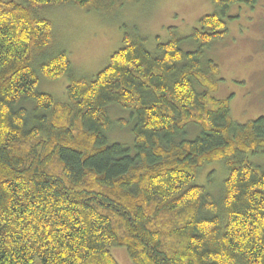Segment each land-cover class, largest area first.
Listing matches in <instances>:
<instances>
[{
  "label": "trees",
  "instance_id": "trees-1",
  "mask_svg": "<svg viewBox=\"0 0 264 264\" xmlns=\"http://www.w3.org/2000/svg\"><path fill=\"white\" fill-rule=\"evenodd\" d=\"M98 1L0 0V264H118L115 246L133 264H264V162L248 157L264 154V117L233 122L199 62L226 36L230 8L257 0H209L217 11L192 31L195 52L173 38L154 56L124 36L58 103L38 92L33 59L48 80L70 64L62 52L44 57L52 28L39 11ZM111 105L129 111L132 148L108 143ZM218 160L219 204L195 183Z\"/></svg>",
  "mask_w": 264,
  "mask_h": 264
},
{
  "label": "rangeland",
  "instance_id": "rangeland-1",
  "mask_svg": "<svg viewBox=\"0 0 264 264\" xmlns=\"http://www.w3.org/2000/svg\"><path fill=\"white\" fill-rule=\"evenodd\" d=\"M216 11L209 0H99L87 9L71 4L44 7L39 15L52 28L51 43L44 57L62 52L70 67L57 80H48L37 68L41 56L35 55L33 67L38 92L50 95L58 103L67 102L66 87L75 80L91 79L106 67L126 35L145 39L146 50L154 56L159 55L158 44L173 38L182 39L179 44L182 52H195L199 44L190 37L192 31L198 28L200 18ZM228 14L233 18L225 19L226 36L203 47L199 62L203 72L212 76L216 84L211 96L229 101L230 119L244 125L264 117V0H257L251 7L234 5ZM210 62L217 66V75L205 68ZM105 112L111 123L106 134L108 143L132 148L133 123L129 111L111 105ZM248 157L255 165L264 162V154ZM226 176L227 169L218 160L204 164L197 172L195 183L204 186L219 204ZM111 254L118 264H133L125 247H112ZM34 264L40 263L36 260Z\"/></svg>",
  "mask_w": 264,
  "mask_h": 264
}]
</instances>
